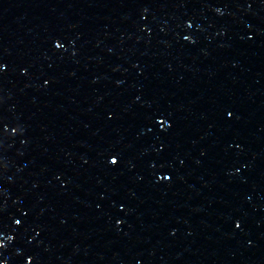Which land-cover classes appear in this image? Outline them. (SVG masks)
<instances>
[{
  "label": "water",
  "instance_id": "obj_1",
  "mask_svg": "<svg viewBox=\"0 0 264 264\" xmlns=\"http://www.w3.org/2000/svg\"><path fill=\"white\" fill-rule=\"evenodd\" d=\"M0 63L4 264H264V0H0Z\"/></svg>",
  "mask_w": 264,
  "mask_h": 264
},
{
  "label": "snow or ice",
  "instance_id": "obj_2",
  "mask_svg": "<svg viewBox=\"0 0 264 264\" xmlns=\"http://www.w3.org/2000/svg\"><path fill=\"white\" fill-rule=\"evenodd\" d=\"M217 11H219V9H217ZM184 39L189 40L190 37L185 36ZM56 47L60 48V47H62V45L56 44ZM4 67H5V65L3 63H0V70H2ZM46 83H47V81H46ZM159 120H160V117L157 116V122H159ZM167 123H168V121L165 120L164 124H167ZM161 127H163V125H161ZM13 131H15V129ZM109 161H110V164H112V165L117 164L119 161V154L118 153H110L109 154ZM165 178H167V177H165ZM15 223L19 224V223H21V221H15ZM117 223H120V221H117ZM9 239H11V237H9ZM0 243H2V241H0ZM31 259H32L31 257H28V260H31ZM0 264H4V261L0 260Z\"/></svg>",
  "mask_w": 264,
  "mask_h": 264
}]
</instances>
